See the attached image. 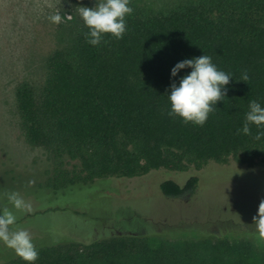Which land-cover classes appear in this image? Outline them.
Segmentation results:
<instances>
[{"label": "trees", "instance_id": "1", "mask_svg": "<svg viewBox=\"0 0 264 264\" xmlns=\"http://www.w3.org/2000/svg\"><path fill=\"white\" fill-rule=\"evenodd\" d=\"M130 7L123 38L105 34L93 47L79 21L68 43L47 57L39 89L21 83L14 92L25 142L49 161L41 187L57 193L156 170H200L209 162L264 164V136L256 139L264 129L239 131L250 101L264 107V0H172L162 8L130 0ZM203 54L232 79L197 126L169 115L166 90L190 71L170 79L177 62ZM197 188L195 176L182 186L171 180L159 185L168 198ZM33 243L36 264H264V247L238 232L156 245L125 231L89 244ZM4 257L2 264H25L12 250Z\"/></svg>", "mask_w": 264, "mask_h": 264}, {"label": "rangeland", "instance_id": "2", "mask_svg": "<svg viewBox=\"0 0 264 264\" xmlns=\"http://www.w3.org/2000/svg\"><path fill=\"white\" fill-rule=\"evenodd\" d=\"M144 1L162 8L172 0ZM94 3L0 0V207L11 208L2 194L13 191L32 206L30 213H16L17 222L12 227L25 228L33 240L54 245L89 244L117 231L144 236L152 245L160 240L181 242L211 233L238 232L264 247V239L252 236L255 231L251 226L264 200V164L245 167L234 162H209L200 170H156L131 179L98 180L57 193L41 187L49 161L42 149L25 142L14 92L21 83L39 89L47 57L70 40L76 24L82 21L79 7ZM58 11L71 15V19L51 23L49 17ZM192 176L198 178L194 194L182 198L161 194L162 182L171 180L182 186ZM50 208L56 211L43 212ZM9 252L0 244V257Z\"/></svg>", "mask_w": 264, "mask_h": 264}, {"label": "clouds", "instance_id": "3", "mask_svg": "<svg viewBox=\"0 0 264 264\" xmlns=\"http://www.w3.org/2000/svg\"><path fill=\"white\" fill-rule=\"evenodd\" d=\"M133 8L130 0H95L92 7H79V16L88 29L86 42L95 47L101 45L105 34L116 39L123 38L126 30V17L131 15ZM71 19V15L56 12L49 17L53 24H60L63 20ZM190 69L187 74L180 76L178 81L172 80L166 90L170 105L169 115L181 118L185 123L191 122L203 126L209 114L216 107V103L226 96L227 87L232 79L230 73L218 69L208 55L187 58L177 62L170 70V79L176 78L182 70ZM248 80L245 73L242 81ZM251 125L264 129V107L256 101L249 103V111L240 132L244 135L251 133ZM264 136V131H258L256 139ZM11 208L0 207V244L12 250L25 264H36L39 252L33 243L30 232L22 227L13 228L17 222V212L30 213L32 206L18 192L2 194ZM253 230L259 238L264 239V200H261L257 213L252 217ZM2 264V262H0Z\"/></svg>", "mask_w": 264, "mask_h": 264}]
</instances>
